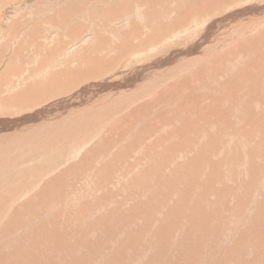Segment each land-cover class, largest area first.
<instances>
[{"label": "rangeland", "instance_id": "1", "mask_svg": "<svg viewBox=\"0 0 264 264\" xmlns=\"http://www.w3.org/2000/svg\"><path fill=\"white\" fill-rule=\"evenodd\" d=\"M0 6V264H264V0Z\"/></svg>", "mask_w": 264, "mask_h": 264}, {"label": "bare ground", "instance_id": "2", "mask_svg": "<svg viewBox=\"0 0 264 264\" xmlns=\"http://www.w3.org/2000/svg\"><path fill=\"white\" fill-rule=\"evenodd\" d=\"M13 1H14V0H13ZM17 1H18V0H17ZM0 11H1V6H0ZM9 13H11L10 10H9ZM12 13H13V12H12ZM0 14H1V13H0ZM1 16H2V15H1ZM9 16H10V14H9ZM2 17H3V16H2ZM54 22H55V24H57L58 21L55 20ZM11 24H12V23H11ZM43 24H44V22H37V23L34 25V27L37 26V25L43 26ZM0 27H1V23H0ZM36 29H37V28H36ZM36 29H35V30H36ZM1 33H2V32H1ZM1 33H0V34H1ZM37 34H38V33H37ZM0 38H1V37H0ZM62 40H65L64 36H62ZM197 48H198V47H197ZM189 49H190V48H189ZM189 56H190V55H189ZM40 112H41V111H40ZM38 114H39V113H38ZM28 118H31V117H28ZM21 120H22V119H21ZM242 147H243V146H242ZM162 192H163V191H162Z\"/></svg>", "mask_w": 264, "mask_h": 264}]
</instances>
